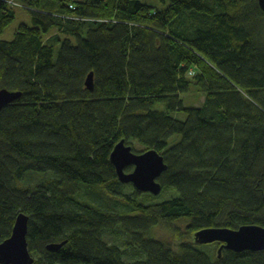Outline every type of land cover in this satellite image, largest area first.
Masks as SVG:
<instances>
[{
    "label": "trees",
    "instance_id": "obj_1",
    "mask_svg": "<svg viewBox=\"0 0 264 264\" xmlns=\"http://www.w3.org/2000/svg\"><path fill=\"white\" fill-rule=\"evenodd\" d=\"M11 1L32 26L0 41V89L21 94L0 113V244L24 214L34 264H264V251L219 257L222 244L194 239L264 227L258 0H0V35ZM192 87L205 100L185 107ZM122 140L164 157L159 196L120 182ZM32 174L47 179L20 187Z\"/></svg>",
    "mask_w": 264,
    "mask_h": 264
},
{
    "label": "water",
    "instance_id": "obj_2",
    "mask_svg": "<svg viewBox=\"0 0 264 264\" xmlns=\"http://www.w3.org/2000/svg\"><path fill=\"white\" fill-rule=\"evenodd\" d=\"M264 11V0H258ZM86 86L90 91L94 89V76L89 74ZM21 97L18 92L0 89V113L3 109L16 102ZM117 176L123 184H132L137 190L159 196L162 187L158 181L167 170L164 157L156 150H148L142 154L132 151L124 140L120 141L110 156ZM132 167L130 173L126 169ZM29 217L24 214L18 216L12 236L0 244V264H34L27 240ZM195 242L202 245L220 243L219 257L223 249L236 253L264 251V227L257 225L243 226L238 230L227 228H208L198 231L194 235ZM66 242L50 245L49 251H60Z\"/></svg>",
    "mask_w": 264,
    "mask_h": 264
},
{
    "label": "rangeland",
    "instance_id": "obj_3",
    "mask_svg": "<svg viewBox=\"0 0 264 264\" xmlns=\"http://www.w3.org/2000/svg\"><path fill=\"white\" fill-rule=\"evenodd\" d=\"M75 1H83V0H75ZM144 1L149 2L150 0H144ZM8 3L12 7L15 8L16 19L5 30V32L2 35H0V41H12L15 37L16 31L19 29V27L22 24H27L28 26H32V20H31L30 14L28 13V11L22 9L23 6H20L16 2L13 3L12 1L8 2ZM52 35H55V34H52ZM183 99H184L185 107H197V106L202 105V102H204V100H205V96L202 93H200L195 87H192L191 93H189L188 95H185ZM156 108L158 110H162V111L166 110V108L163 104L156 105ZM172 116L175 119H178L180 121L186 120V114L185 113H173ZM133 148H135V150H137L139 153H144V152L148 151L142 145H140L137 142L134 143ZM44 175H46V174H37V175L32 174L31 177L27 176L19 182V186L23 187V188H30V185L34 186L39 181L47 179V178H43ZM132 191H133V189H130V188H127L124 190L126 195L131 194ZM159 201H161V200H159ZM156 235L162 239L167 240V241H174V237L171 234L170 230H167L165 227L157 228L156 229ZM108 241L111 242L110 240H108ZM131 254H135V252L134 251L130 252V255L128 256L129 259H130Z\"/></svg>",
    "mask_w": 264,
    "mask_h": 264
}]
</instances>
